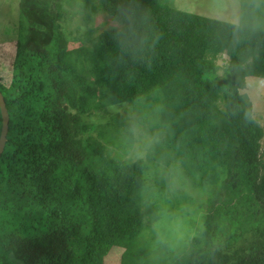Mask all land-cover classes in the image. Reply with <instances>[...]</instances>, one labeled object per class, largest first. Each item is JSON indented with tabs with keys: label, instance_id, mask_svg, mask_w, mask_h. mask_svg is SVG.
I'll return each instance as SVG.
<instances>
[{
	"label": "trees",
	"instance_id": "obj_1",
	"mask_svg": "<svg viewBox=\"0 0 264 264\" xmlns=\"http://www.w3.org/2000/svg\"><path fill=\"white\" fill-rule=\"evenodd\" d=\"M45 1L20 12L11 81L0 83L9 115L0 156V264H104L113 247L124 248L122 264L134 262L132 178L102 161L84 117L154 86L176 139L224 168L215 196L223 191L227 199L209 208L208 222L214 234L220 221L229 229L209 264H264L263 129L241 93L249 77L264 79V38L229 47L221 40L227 21L139 0L160 39L150 59L117 62L110 27L91 38L93 16L111 0ZM64 5L83 13L78 40L90 45L68 47L58 24ZM117 119L110 115L94 132Z\"/></svg>",
	"mask_w": 264,
	"mask_h": 264
},
{
	"label": "clouds",
	"instance_id": "obj_2",
	"mask_svg": "<svg viewBox=\"0 0 264 264\" xmlns=\"http://www.w3.org/2000/svg\"><path fill=\"white\" fill-rule=\"evenodd\" d=\"M221 40L229 47L264 38V0H232ZM117 62L150 59L160 39L139 0H111L106 12ZM102 133L101 159L128 174L137 222L135 264H209L223 246L209 226V203L225 178L223 165L194 155L175 137L162 89L154 86L113 108Z\"/></svg>",
	"mask_w": 264,
	"mask_h": 264
},
{
	"label": "rangeland",
	"instance_id": "obj_3",
	"mask_svg": "<svg viewBox=\"0 0 264 264\" xmlns=\"http://www.w3.org/2000/svg\"><path fill=\"white\" fill-rule=\"evenodd\" d=\"M25 1V2H24ZM171 7L189 13L203 15L205 17L214 18L218 20H228V8L232 0H165ZM38 5H46L45 0H0V83L8 86L11 81L12 61L15 53V41L17 35V26L19 21V14L23 8L36 7ZM65 14L58 19V24L68 39V47L70 49L78 48L80 45H90V39H86L83 43L78 40V33H85V26L82 22L83 13L73 7L69 9L66 5L63 6ZM109 26L106 13L99 11L92 19L93 34L91 38L95 37ZM226 59V56H222ZM247 95L251 102V110L253 119L263 129V137L260 140L261 147H264V79L260 77H249L246 81V88L241 91ZM110 106L103 111L90 112L85 115V119L89 124L88 133L94 136V128L99 124H104L108 121L109 116L115 114L113 108ZM217 191H215L216 193ZM215 193L210 201L209 208H213L227 198L223 191H220L216 197ZM209 210V209H208ZM220 228L217 230L222 242L229 229L228 222H219ZM214 225V224H213ZM237 233V231L235 230ZM239 233H244L240 232ZM245 234V238H247ZM124 248L113 247L104 257V264H122V254ZM124 264H135L130 258H123Z\"/></svg>",
	"mask_w": 264,
	"mask_h": 264
},
{
	"label": "water",
	"instance_id": "obj_4",
	"mask_svg": "<svg viewBox=\"0 0 264 264\" xmlns=\"http://www.w3.org/2000/svg\"><path fill=\"white\" fill-rule=\"evenodd\" d=\"M0 114L2 119V126L0 131V156H1L6 143V136H7L8 124H9V115L1 92H0Z\"/></svg>",
	"mask_w": 264,
	"mask_h": 264
}]
</instances>
